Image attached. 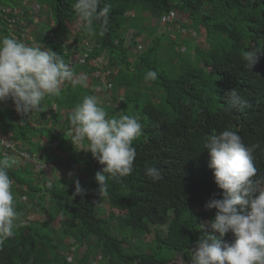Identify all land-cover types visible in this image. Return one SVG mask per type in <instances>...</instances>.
Returning a JSON list of instances; mask_svg holds the SVG:
<instances>
[{"label": "trees", "instance_id": "1", "mask_svg": "<svg viewBox=\"0 0 264 264\" xmlns=\"http://www.w3.org/2000/svg\"><path fill=\"white\" fill-rule=\"evenodd\" d=\"M30 1L51 15L54 26L46 27L51 36L29 38L36 25L25 10L22 26L14 31L0 22V38L52 49L77 75L87 76L92 91L65 83L59 96L45 97L28 117L17 113L11 99L0 102V132L32 158L9 169L21 226L0 242V264H94L93 255L101 257L96 264H175V258L189 256L203 235L200 224L216 215V209L205 205L223 198L207 166V138L230 129L246 145H258L254 163L257 175H264V56L251 71L241 60L247 50L264 49V0H101V7L110 5L104 35L98 34V25L96 35L79 28L82 40L90 39L84 46L85 64L66 42L73 36L71 24L80 23L72 7L75 0ZM22 3L26 0H0V8L16 9ZM176 16L182 22L172 38L167 29ZM188 34L202 47L186 40ZM149 70L157 73L155 80H145ZM97 71L100 76L93 79ZM99 86H110L116 101L102 105L109 118L135 115L143 125L141 138L133 141L131 174H105L103 190L95 179L103 166L67 135L70 113L85 95L96 96ZM230 89H236L242 104H230ZM42 159L50 170L56 166L75 172L72 167L79 165V172L50 186L44 179L39 186L35 169L44 164ZM148 166L157 167L163 179L153 182L145 172ZM85 175L91 178L88 184L82 181ZM101 201L108 212L98 205ZM33 209L47 220H36ZM99 211L106 217L97 216ZM57 219L58 229L53 226ZM153 231L150 243L142 241ZM224 239L231 243L235 238L229 232ZM83 245L87 251L79 256L76 249Z\"/></svg>", "mask_w": 264, "mask_h": 264}, {"label": "clouds", "instance_id": "2", "mask_svg": "<svg viewBox=\"0 0 264 264\" xmlns=\"http://www.w3.org/2000/svg\"><path fill=\"white\" fill-rule=\"evenodd\" d=\"M100 5L101 0H75L72 5L89 35L97 34L98 25V34L103 36L109 23L110 5ZM262 56L264 49L252 48L242 54L241 60L251 71ZM156 78L155 71L145 74V80ZM86 81V75H77L52 49L30 46L11 36L0 38V102L11 99L17 113L28 117L39 110L45 97L59 96L61 85L86 86ZM226 95L232 106L242 104L236 89L228 90ZM69 122L67 135L73 144H84L85 150L103 166L95 175L100 190L105 188V174H131L136 157L133 141L143 134L138 116L109 118L97 96L85 95L70 113ZM257 147L246 145L230 129L209 136L204 143L210 157L207 166L223 198L211 199L205 205L209 210L216 209V215L207 224H200L203 235L190 250L189 264H264V175H257L253 156ZM19 162L16 155L4 154L0 158V242L13 237L21 226L9 176V169ZM145 172L153 182L163 179L155 166L146 167ZM81 192L77 180L76 194ZM229 232L235 238L231 243L224 239Z\"/></svg>", "mask_w": 264, "mask_h": 264}, {"label": "rangeland", "instance_id": "3", "mask_svg": "<svg viewBox=\"0 0 264 264\" xmlns=\"http://www.w3.org/2000/svg\"><path fill=\"white\" fill-rule=\"evenodd\" d=\"M28 1L29 0H26V2H28ZM22 4H23L24 7L27 6L26 3H22ZM31 7H32V5H31ZM31 7H28V12H30V14H31L30 17H31V23H32V25L34 24V25H36V27H35V30H32L31 29V32L29 34H27V36L29 38H31L32 40L35 39V36L36 35H39L41 33H44V36L45 37H50L51 34L49 33L48 28H46V27L47 26H50V25H53L54 26V22L51 19V15L49 13L47 14L46 11L45 12H42V10L40 9V7H39V11L37 10V6L34 7V8H31ZM172 20H174L170 24V25H172V29H170V31H169V29H167L168 30L167 32L171 34L172 38H176L178 36V32H177L176 29L180 25V22H182V19H181L180 16H176L175 19H172ZM75 25L77 26V28H75ZM75 25L74 24H71V30L73 31V36H70V37L66 38V42H67V45L68 46L73 47V51L78 54L79 60H81V59L84 60V57H85L84 46L90 41V39L88 37H84V39L82 40V38L84 36V33H83L82 30L79 31V28L80 29H83L82 26H81V22L80 23H76ZM157 25L165 26L166 24L161 23V22H157ZM174 27H176L175 30H174ZM74 29H75V31H74ZM12 30L14 31V29H12ZM193 37H194V34H192V35L191 34H188V37L186 38V40H190L191 41L193 39ZM128 39H129L128 40V44H129L130 43V40H131V37H128ZM181 42H184V40L182 39ZM191 42H193V44H197V45L199 44L200 47H202V45H203V42H201V41L199 43L198 42H195V40L194 41H191ZM193 44H192V46H193ZM134 60L135 59L133 58V63L136 62ZM102 61L103 60H101L100 62H102ZM83 64H85V63L83 62ZM71 66L73 67L72 64H71ZM88 84H91V83H89L87 81L86 82V88L88 90H91L92 87H89ZM110 90H111V87L110 86L107 87V88H103V87H100V86L97 87V88H95L96 96L99 98V100L101 102V105H107L109 103H115L116 102V101L115 102L112 101V92ZM116 94H117V97H120V94H122V93H121V91H118ZM156 102L159 103L158 100ZM65 119H66V117H65V111H64L62 113L61 122H64ZM58 130H56V131H58ZM58 133L61 134V131L58 132ZM138 138H141V136L138 137ZM43 140H44V142L47 141L46 138L43 139ZM34 141L37 142L38 139H34ZM69 142L73 143L71 141V138L70 137H69ZM85 144H86V142H85ZM76 146L78 147L79 150H83L84 152L85 151L87 152V150H85V145L84 144L76 145ZM88 153H89V155L91 154L90 151H88ZM28 156L29 155L27 154V157ZM19 160H20V158H19ZM45 161H46L45 159H42V162L44 164L38 165V167L35 169L36 173L37 174L38 173L40 174V176L36 180V183L39 186H42L43 185L44 179H46L47 182H48L47 183V186H50L57 179L58 180H61V179H64V178H70L71 176H73L74 174H76V173L79 172V165H75V166L72 167V169L75 170V172H70L67 169H64V168L61 169V168L56 167V166H55V169L50 170V168H52V167H50V168L47 167V165L45 164ZM20 162H21V160H20ZM85 178H83V176H82V181L84 180L83 181L84 184H88V182L90 181L88 179V178H90L89 175H85ZM98 205L102 206V208H104V211H107V212L109 211V207H108V205H107L106 202L101 201L100 203H98ZM31 213L33 214V217L36 218V220H42V221L47 220V216L45 214L43 216V214L38 209H33L31 211ZM31 213H29L28 216H30ZM103 214L104 213H102V212L99 211L97 216H99V217H102V216L106 217L105 214L104 215ZM60 225H61V222H60L59 219H57L53 223V226L56 229H58L60 227ZM113 227H114V229L116 231V229H117L116 224H113ZM154 237H155V234H154V231H153V233H151L149 236H146L142 241H144L145 243H150L154 239ZM66 241L69 242L70 244L73 243V240H71V239H67ZM76 250L78 251V255L79 256H82L87 251V247L84 246V245L83 246H79ZM73 257H74L73 253H69V259L71 260V262H73V260H72ZM100 259H101L100 256L93 255L91 257V259H90V262H93L94 264H96V261L97 260H100ZM189 261H190V254H189V256H179V257L175 258V260H174L175 264H189Z\"/></svg>", "mask_w": 264, "mask_h": 264}, {"label": "built area", "instance_id": "4", "mask_svg": "<svg viewBox=\"0 0 264 264\" xmlns=\"http://www.w3.org/2000/svg\"><path fill=\"white\" fill-rule=\"evenodd\" d=\"M27 6H22L20 8L16 9H2L0 8V22H3L9 27L10 29H17L18 27L22 26L23 21H20V16L21 19L24 16V11L28 10V7L34 8L37 6L36 2L28 1L26 2ZM169 30L172 29V26L168 28ZM108 76L110 73H104L102 76ZM100 76V73L97 71V73L92 74L91 77L93 79H98ZM23 121L28 122L27 117L23 118ZM0 139L4 141L3 144H0V154H9V155H16L20 158L22 163L29 162L30 160L32 161V158L30 154L27 157V153L21 148L22 146L20 145L19 142L16 140H7L2 133L0 132ZM21 153H25L26 155L22 156L20 155ZM63 171V170H62Z\"/></svg>", "mask_w": 264, "mask_h": 264}]
</instances>
